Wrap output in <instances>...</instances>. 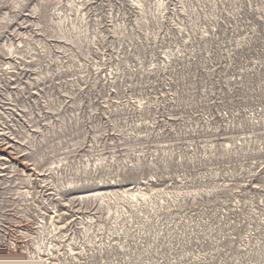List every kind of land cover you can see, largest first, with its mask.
<instances>
[{
  "label": "rangeland",
  "instance_id": "obj_1",
  "mask_svg": "<svg viewBox=\"0 0 264 264\" xmlns=\"http://www.w3.org/2000/svg\"><path fill=\"white\" fill-rule=\"evenodd\" d=\"M0 264H264V0H0Z\"/></svg>",
  "mask_w": 264,
  "mask_h": 264
}]
</instances>
